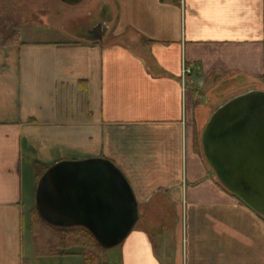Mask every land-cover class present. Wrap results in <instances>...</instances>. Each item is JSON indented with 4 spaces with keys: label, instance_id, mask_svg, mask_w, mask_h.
<instances>
[{
    "label": "crops",
    "instance_id": "obj_1",
    "mask_svg": "<svg viewBox=\"0 0 264 264\" xmlns=\"http://www.w3.org/2000/svg\"><path fill=\"white\" fill-rule=\"evenodd\" d=\"M59 2L76 7L69 40L0 48V264L22 262L35 166L96 157L138 204L113 264H264L262 219L217 186L188 131L204 87L264 84V0ZM97 21L100 39L83 34Z\"/></svg>",
    "mask_w": 264,
    "mask_h": 264
},
{
    "label": "water",
    "instance_id": "obj_2",
    "mask_svg": "<svg viewBox=\"0 0 264 264\" xmlns=\"http://www.w3.org/2000/svg\"><path fill=\"white\" fill-rule=\"evenodd\" d=\"M59 1L78 5L84 0ZM101 34L102 26L98 39ZM200 143L216 180L264 218V90L236 95L214 110ZM34 204L49 225L83 227L106 250L120 245L139 219L128 181L103 157L50 166L38 180Z\"/></svg>",
    "mask_w": 264,
    "mask_h": 264
},
{
    "label": "rangeland",
    "instance_id": "obj_3",
    "mask_svg": "<svg viewBox=\"0 0 264 264\" xmlns=\"http://www.w3.org/2000/svg\"><path fill=\"white\" fill-rule=\"evenodd\" d=\"M45 7L36 8L34 6H26L22 8L2 5L0 0V42L3 37L10 31L15 24L19 26L20 37L28 41L39 40H69L74 34L73 27L77 26L74 16L75 8L61 4L57 0L44 1ZM57 14V15H56ZM74 17V18H73ZM81 21L82 18H78ZM76 28V27H75ZM260 85V86H259ZM235 87V88H234ZM238 86H233L237 89ZM190 89V87H188ZM250 90H264V84H258L247 88ZM244 90H227L225 93L219 90V87L208 85L203 88L201 93L204 99L198 100L196 108L193 110V119L196 130L193 131L194 136H201L202 129L212 112L232 97L242 94ZM245 91V92H247ZM233 93V94H231ZM221 94V95H220ZM187 115H189L188 104L186 106ZM192 137V142H193ZM33 197V196H32ZM32 202V198L30 200ZM29 205L24 208L22 221V237H23V258L29 260V264H82L83 260L78 255H68L60 257H35L32 236L29 230L28 221ZM78 250V248L76 249ZM117 247L107 250V257L111 264L115 262L117 257Z\"/></svg>",
    "mask_w": 264,
    "mask_h": 264
},
{
    "label": "trees",
    "instance_id": "obj_4",
    "mask_svg": "<svg viewBox=\"0 0 264 264\" xmlns=\"http://www.w3.org/2000/svg\"><path fill=\"white\" fill-rule=\"evenodd\" d=\"M163 1V0H161ZM173 4L178 5L179 0H171ZM150 42L145 41L148 45ZM21 44L19 26L13 25L10 31L0 42V48ZM193 151L203 161L204 165L211 172L217 186L228 193L238 203L246 206L240 199L226 190L215 178L214 173L209 169L202 153L200 136L193 137ZM50 167V166H49ZM36 165L34 168L35 188L42 174L49 168ZM248 207V206H247ZM264 223V218L259 215ZM23 220V219H22ZM29 230L32 236L35 257H60L66 255H78L82 258V264H111L107 257V250L102 248L92 234L83 227L61 228L49 225L41 219L33 203L28 211ZM78 248V250H76ZM21 264H29L28 260L22 259Z\"/></svg>",
    "mask_w": 264,
    "mask_h": 264
},
{
    "label": "flooded vegetation",
    "instance_id": "obj_5",
    "mask_svg": "<svg viewBox=\"0 0 264 264\" xmlns=\"http://www.w3.org/2000/svg\"><path fill=\"white\" fill-rule=\"evenodd\" d=\"M83 17H84V16H80V17H79V18H82V19H81L82 22H83V20H84ZM100 26H102V24H101L100 22H98V21H97V22H93L91 25H89V28H86V29H85V32H84L83 34L87 33L88 36L98 38V37H97V29H98V27H100ZM102 30H103V28H102Z\"/></svg>",
    "mask_w": 264,
    "mask_h": 264
},
{
    "label": "built area",
    "instance_id": "obj_6",
    "mask_svg": "<svg viewBox=\"0 0 264 264\" xmlns=\"http://www.w3.org/2000/svg\"><path fill=\"white\" fill-rule=\"evenodd\" d=\"M192 67L187 65L185 62L182 63L181 67V85L182 88L185 86L186 78L192 74Z\"/></svg>",
    "mask_w": 264,
    "mask_h": 264
}]
</instances>
